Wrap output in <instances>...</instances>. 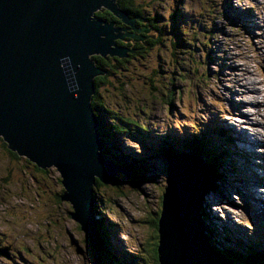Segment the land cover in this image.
I'll list each match as a JSON object with an SVG mask.
<instances>
[{"label": "rangeland", "instance_id": "1", "mask_svg": "<svg viewBox=\"0 0 264 264\" xmlns=\"http://www.w3.org/2000/svg\"><path fill=\"white\" fill-rule=\"evenodd\" d=\"M115 2L120 8L118 0ZM127 3L132 8L146 4L148 16L159 15V22L162 21L166 31L150 34L160 42L152 49L155 52L151 55L141 54L137 45L132 56L126 52L127 57L112 63L117 67L114 71L112 69L113 73H109L105 66L95 65L105 71L100 75L106 78L98 81L97 85L94 83V90L100 93L104 106L109 110L107 122L118 121L116 113H119L144 129V132L135 131L133 136L109 130L106 136L108 148L110 139L114 143L116 150H110V153L117 162L121 153L128 154L133 164L144 159L140 166L143 170L141 178L144 173L148 175L145 179H137L134 174L123 171L122 176L95 187L96 195L102 196V207L107 208L102 215L111 226L115 225L114 229L117 228V233L114 232L111 238L112 244L116 246L119 241L139 252L141 244L144 247L154 234L150 221L157 210L160 212L166 179L167 165H164L165 160L158 151L163 148V145L159 146L163 137L166 140L177 139L174 149H181L184 141L180 136L191 133V127L196 123L195 135L203 136L202 130L208 127L207 130L216 138L215 142L219 133L229 127L235 132L243 130L250 135L255 132L263 141L246 144L250 139L238 140L237 145L245 148L249 155L232 154L235 166L228 167L230 173L222 171L220 175L222 178V173H227L226 179L231 173L235 176L228 182H218L221 191H215L209 185L202 204L203 216L215 226L214 230L217 229L216 241L223 231L235 233L227 237L224 250L230 262L240 264L228 254L231 246L239 250L246 248L253 255L257 254L259 246L261 251L264 249V233L259 234V229L253 231L251 223L254 222L250 223L248 219V223L244 216L249 213L250 218L264 223V214L260 212L262 205H256L259 199L249 193L255 188L260 193L259 198L264 200V186L257 182L250 187L245 177L248 176L250 181L256 176L264 179V0H130ZM101 9L109 12L101 5L91 17L106 24L115 22L113 28H131L115 15L114 19L105 20L97 13ZM120 9L123 10L122 7ZM159 22L157 20V24ZM105 23L101 25L105 26ZM141 23L150 22L145 20ZM146 26L150 29L151 25ZM176 27L184 35L178 33ZM126 31L121 30V33H136L133 29ZM118 40L120 45L126 44L120 39L115 41ZM130 40L133 46L136 40L134 37ZM182 41L185 44H179ZM209 49L214 62L206 59ZM188 52L202 61L207 60L209 75L202 74V77L200 72L193 71ZM92 57L99 56L88 55V60L93 63L95 59ZM196 66L203 68V63ZM155 69L158 72L153 74ZM159 70L167 76H162ZM171 77H174L172 84ZM173 87L174 99L168 101L167 90L171 91ZM179 87L182 88V96L178 99L176 89ZM215 120L216 124L213 123ZM192 122L196 123L191 125ZM33 165L27 164L24 155L16 157L0 135V245L14 250L11 259L0 256V264H94L90 255L83 259L74 245L76 242L82 246L83 232H79L77 222L70 215L73 210L71 203L58 197L59 194L61 198L64 195V188L58 181L61 180L60 173L54 165L46 167L47 172L35 169ZM113 183L121 185L114 186ZM237 193L244 200L238 198ZM245 200L249 211L238 207L245 205ZM224 212L229 213L224 215ZM232 223L234 227H240L236 232L231 228ZM156 236L158 240L157 231ZM0 253L5 254L6 249Z\"/></svg>", "mask_w": 264, "mask_h": 264}, {"label": "water", "instance_id": "2", "mask_svg": "<svg viewBox=\"0 0 264 264\" xmlns=\"http://www.w3.org/2000/svg\"><path fill=\"white\" fill-rule=\"evenodd\" d=\"M101 5L131 28L90 20ZM135 18H129L115 0H0V135L9 150L37 167H56L64 188L62 200L71 203L70 215L92 248L97 241L95 184L112 181L122 169L102 152L90 100L94 77L105 71L88 55L127 57L126 51L134 49L115 40L141 38L135 32L121 33L139 32ZM165 158L158 264H233L204 233L200 210L212 185L210 168L191 154ZM74 245L80 255H89L87 244Z\"/></svg>", "mask_w": 264, "mask_h": 264}, {"label": "trees", "instance_id": "3", "mask_svg": "<svg viewBox=\"0 0 264 264\" xmlns=\"http://www.w3.org/2000/svg\"><path fill=\"white\" fill-rule=\"evenodd\" d=\"M127 1L130 0H118V3L120 5V8L122 7L123 10L127 13L128 16H132V17H136L135 18V26L139 29V32L137 33V36L141 37L139 38V41H135V43L132 45H129L128 47H133L135 51H138L142 54L144 53V55H151L153 54L152 49L156 46L157 43L159 42V38H153L152 36H150L151 33L155 32V34H162L164 31H166L163 27V23L162 21H160V16L159 15H155L156 17L153 16H148L150 14L147 13V5L146 4H138L139 6H134L133 8L131 7L130 4L127 3ZM98 14H100L103 18H105V20L109 21L114 19L113 15L110 12H107L105 10H101V11H97ZM142 20H147L150 23L149 24H142L141 21ZM157 20H158V24H157ZM146 25H151L150 29L148 28V26ZM177 32L180 33L181 35H184L182 30H179L178 27H176ZM154 34V33H153ZM207 41H209L207 39ZM140 42V44H138ZM142 44V45H141ZM179 44H185V41L179 42ZM202 44L204 45L205 43L202 42ZM137 45L138 48H137ZM137 48V49H136ZM145 49V52L142 50ZM160 50V48H159ZM130 52V51H128ZM134 52V51H133ZM132 52H130L129 56H132L131 54ZM191 59H189L188 61L190 62V65L193 67V71L194 72H200V75L203 77L202 74H208V71L206 69V66H209L207 63V60L214 62V57L212 56V52L209 49L208 52H206V61H202V59H200L199 57H196L194 53L192 52H188ZM115 57V56H114ZM95 59L94 64L96 66H105L107 68V71L110 73H113V71L117 68L116 66H114L112 63L119 62L118 59H115L113 57L109 56V62L107 60H105L102 57H93ZM120 59H122L121 57H119ZM199 63H203V68H200L198 65ZM118 65V64H117ZM210 67V66H209ZM113 69V71H112ZM219 72V70H217ZM158 70H152V73H157ZM159 72L161 73L162 76H167V73H162V71L159 70ZM110 75V74H109ZM106 76H101L98 75L96 76V78L94 79V83L97 85L98 81H100L101 79H105ZM174 81V77H171V81L170 83L172 84ZM109 85H111V82L109 80ZM174 87L172 88L171 91L167 90V99L168 101H172L174 99ZM177 91V97L179 99V96H182V88L179 87L176 89ZM166 95V94H165ZM90 105L91 107L94 109L95 113L97 114V119L99 120V124H98V128L99 131L101 133V139L102 137H104L105 135L107 136L108 131L115 129V130H119V132H121V130H123V132L128 133L129 135L133 136L135 135V131H143V127L140 126L136 121L128 118L127 116H122L119 113H116V116L118 118V121H113V123H109L110 125L106 124L104 122L105 119H103V108H106L107 113H109V110L107 109L106 106H104L103 101H102V96H100V93H97L96 89L94 90V93L91 97L90 100ZM193 124V123H192ZM191 124V125H192ZM196 125L194 124L191 128H194ZM194 132H191L192 135L193 134H197V131H195L194 129H191ZM207 129L202 131V135L203 136H197V138L192 139L190 137V135L181 137L184 138V144H182L180 147H182L181 149H179L178 151L180 152H185V153H192L194 154V156L200 157V156H204L206 157V162L205 164H207L210 167V171H211V176H212V185H211V189L215 190V191H221L220 187H219V179H224L226 180V175L227 173H222V178L220 173L222 172L221 166L222 164V154H219L216 150L218 147V145L216 144L215 140H214V136L210 131H206ZM139 135V133L137 134ZM104 140V139H103ZM177 139H171V142L168 141L166 144L163 145L164 150H161L163 152H171L174 150V146H175V141ZM110 148H108L106 146L105 143V148L102 150V152L104 154H106L108 157L109 155H111L110 153ZM14 154L16 155V153L14 152ZM131 156V155H130ZM16 157H18L16 155ZM219 158V159H218ZM110 159V158H109ZM116 158L114 156L111 157V161L115 164H119L121 166H123L121 164V161L119 160L118 162L115 160ZM27 164L33 165L32 163H30L27 159H26ZM221 164V166H220ZM133 165V163H132ZM33 167H35V169H41L38 168L37 166L33 165ZM124 167V166H123ZM155 167V166H154ZM44 170L45 172L46 169H41ZM130 170L132 171L131 167ZM137 179H140L141 176L139 174H134ZM143 179V178H141ZM58 180V179H57ZM60 181V180H58ZM227 181V180H226ZM113 185H121V183H113ZM97 187V186H96ZM58 197L60 199L61 198V194L58 195ZM100 202L101 199H99V204L96 205L95 207V211L93 213H99L100 212ZM240 208L244 209L246 208L247 210H249V205L247 204L246 200H245V205H240ZM104 210H107V208H103ZM205 210H200V215L203 216ZM102 216V214H101ZM159 216V211L157 210L155 213V217L151 218L150 224L152 226V228L154 229V234L151 235V237L149 238V240H147L145 246L143 247V244H141L142 246L138 249L139 252H133V253H127V252H122V251H115V249L112 247V245L110 244V240H109V233L111 232L110 229L108 230V227L105 223V220L101 217L100 219L95 220V224H96V229H97V233L99 235V240L97 242L98 245H96V250L94 248V252L96 254H98V246L101 247H105L106 246V253L105 256H100V260H101V264H105V260H109L108 264H116V262L120 263V264H156V248H157V236H156V221L158 219ZM204 217V216H203ZM205 218V217H204ZM115 226V225H114ZM213 232H215L214 230V225H211ZM77 228L79 229V227L77 226ZM80 232V231H79ZM214 234V233H213ZM85 236V238H84ZM155 236V238H154ZM152 239V241L150 240ZM83 243L88 244L87 240H86V234L85 232L83 233ZM223 242V241H222ZM226 243V242H223ZM212 246L220 253H222L223 255L226 256L227 252H225L224 250V244H222L220 242V244L223 246L221 249L218 248V246L214 243H212ZM109 248V249H108ZM227 249V246H226ZM230 252L228 253L233 260H235L236 262L240 263V264H264V249L261 251V247H258L259 252H256V255H253L251 253L250 250H239L236 246H231L229 248ZM100 251V250H99ZM93 253V251H92ZM95 256V254H94ZM95 261L97 263V260L95 258Z\"/></svg>", "mask_w": 264, "mask_h": 264}, {"label": "clouds", "instance_id": "4", "mask_svg": "<svg viewBox=\"0 0 264 264\" xmlns=\"http://www.w3.org/2000/svg\"><path fill=\"white\" fill-rule=\"evenodd\" d=\"M97 9V8H96ZM102 10V9H101ZM101 10H99V11H101ZM95 11V10H94ZM110 12V11H109ZM127 14V13H126ZM128 16V15H127ZM90 20H93V17H91L90 16ZM95 20V19H94ZM135 20V19H134ZM122 22V21H121ZM174 24H176V22L174 23ZM134 25H135V23H134ZM136 27V26H135ZM137 28V27H136ZM137 31H136V35H137ZM100 37H102L103 38V36H100ZM127 38H131V37H127ZM121 40V39H120ZM122 40H125V39H122ZM116 42V44L117 45H120L121 43H120V41L118 40V41H115ZM121 46V45H120ZM98 55V54H97ZM99 56V55H98ZM111 56V55H110ZM99 57H101V56H99ZM93 58V57H92ZM102 58H104V57H102ZM94 59V58H93ZM118 60H120V58H118ZM93 64H94V62H93ZM95 65V64H94ZM100 75V74H99ZM209 75V74H208ZM98 76V75H97ZM96 77V76H95ZM94 93V92H93ZM93 95V94H92ZM92 97V96H91ZM91 106V105H90ZM92 108V107H91ZM92 110H93V112L95 113V111H94V109L92 108ZM108 114L109 113H107V111H106V108H103V119H105L104 120V122L106 123V124H108V125H110L109 124V122H107V120H108V118H109V116H108ZM95 115H96V117H98L97 116V114L95 113ZM111 121V123H113V121L112 120H110ZM193 123V122H192ZM98 124H99V120H98ZM97 129H99L98 128V125H97ZM192 129V128H191ZM113 131H115V129H112ZM116 132V131H115ZM117 132L119 133V134H123V133H125V132H123V131H121V132H119V130H117ZM141 132H144V131H141ZM101 134V133H100ZM187 134H190V133H183L181 136H180V138L181 137H184V136H187ZM104 139V140H103ZM105 140H106V135L104 136V137H102V143H103V149L105 148ZM169 140H166L164 137H163V140L161 141V144L159 145L160 146V148H161V145H164V144H166L167 142H168ZM109 145H110V149L111 150H116V148H115V146H114V143L112 142V140L110 139L109 140ZM8 148V147H7ZM102 149V150H103ZM152 150V149H151ZM161 150H164V149H162L161 148ZM160 149H158V151L160 152L161 151ZM153 151V150H152ZM153 153L155 154V152L153 151ZM169 153V152H168ZM104 154V153H103ZM182 154H191L192 156H194V154H192V153H185V152H178V153H169L168 155H182ZM17 155V154H16ZM108 159L110 158L111 159V157L112 156H110L109 155V157L106 155V154H104ZM161 155L163 156V158H164V160H166V156H168L167 154H163V153H161ZM17 156H19V155H17ZM129 155L128 154H125V153H121V154H119L118 156H117V158L121 161V164L124 166H121V165H119V164H115V163H113L110 159V161L114 164V165H116V166H119L120 167V169H122V170H118V172H117V175H116V177L117 176H122V173H123V170H126V171H129V172H131L132 174H139L140 176H141V174H142V172L141 171H143L142 169H141V165H143V162H144V159L141 161V162H139V163H136V164H133L132 165V163H134V161H130V159H129V157H128ZM155 156V155H154ZM202 157V159L200 158V157H198L199 159H201L203 162H204V164H205V162H206V157H204V156H201ZM25 158V157H24ZM26 159V158H25ZM135 160V159H134ZM29 161V160H28ZM30 162V161H29ZM30 163H32V162H30ZM155 163V162H154ZM32 164H34V163H32ZM156 164V163H155ZM35 165V164H34ZM153 165V164H152ZM207 165V164H206ZM36 166V165H35ZM208 166V165H207ZM130 167H131V169H132V171L130 170ZM209 167V166H208ZM39 168V167H38ZM210 168V167H209ZM42 169V168H41ZM126 173V172H125ZM227 176V175H226ZM116 177H115V179H116ZM148 177V175H146V173H144V175H143V179H145V178H147ZM227 180V182L229 181L228 179H226ZM223 181V183L225 182V180L223 179L222 180ZM119 182V181H118ZM60 183H61V180H60ZM99 183H102V184H106V183H104V182H99V181H97L96 182V184H95V187L97 186H99L100 184ZM63 186V185H62ZM114 186H118V185H114ZM165 187V186H164ZM238 195V194H237ZM95 197L96 198H98V199H101V202H100V212H101V214H102V211H105L103 208L104 207H102V201H103V199L101 198L102 196H97L96 195V190H95ZM97 204H99V200L97 201V199H96V201H95V205H94V210H93V212L95 211V207H96V205ZM239 207V206H238ZM204 209V204H203V206H202V209L201 210H203ZM247 209L246 208H244V211H246ZM249 211V210H248ZM160 213V212H159ZM227 213H229V212H224V215H226ZM101 214H99V213H93V217H94V219H93V223H94V225H95V229H96V224H95V220H97V219H100L101 217L105 220V223H106V225H107V227H108V230L110 229V235H109V240H110V244L112 245V240H111V238H113L114 237V232L115 233H117L116 232V229H114V226H111L110 224H109V222L108 221H106V219H105V217L102 215L101 216ZM210 215V214H209ZM211 216V215H210ZM159 217V216H158ZM201 218H202V221H203V225H204V233H205V235L208 237V241H209V243L211 244V242L212 243H214V244H216L218 247H220V249L223 247L221 244H220V242L222 243V244H224L225 245V243H223V242H226L227 241V237L229 236V235H235V233H230L229 231H223V232H221L220 233V235H219V237H218V241H216L215 240V236H216V233H217V229L215 230V232H213V229H212V227H211V225H212V223H210L208 220H207V218L205 217H203L202 215H201ZM208 218H209V216H208ZM158 220V219H157ZM252 222H256L257 223V221H255V220H253L252 219ZM259 223V222H258ZM78 224V223H77ZM235 224V223H234ZM235 225H233V223H232V226H231V228H232V230H234L235 232H236V229H238V228H240L239 226H236V227H234ZM78 227H79V224H78ZM241 229H243V228H241ZM80 231V230H79ZM156 231H157V221H156ZM96 233H97V229H96ZM214 233V234H213ZM238 233H240L241 234V232H239L238 231ZM258 237H260V235H257ZM242 238H243V236H242ZM242 238H239V239H241L242 240ZM82 239H83V236L81 237V244H82V248H84L85 247V245H86V243H83V241H82ZM98 240H99V235H98V233H97V241H96V245H98L97 244V242H98ZM223 241V242H222ZM89 247H90V249H91V251H90V253H89V255H90V257H91V260L93 261V263L94 264H101V260H100V256H105V253H106V246L105 247H101V246H98V254H96L95 252H94V248H92L91 246H90V244H87ZM96 245H95V250H96ZM80 246V245H79ZM123 246V249L121 248ZM211 246H212V244H211ZM124 247H126V248H124ZM213 247V246H212ZM244 247H247V246H245V244H244ZM214 248V247H213ZM3 249H6V253L5 254H7V257H9L10 259L12 258V256L14 255V250L11 252L10 250H9V247H3L2 246V249L1 250H3ZM109 249V248H108ZM115 251H122V252H127V253H133L134 252V249H130V248H128V246H126V245H124V244H122L121 242H117L116 243V246H115ZM215 249V248H214ZM19 250V249H18ZM100 250V251H99ZM216 250V249H215ZM243 250H246V248H243ZM20 251V250H19ZM92 251H93V253H92ZM217 251V250H216ZM18 252V251H17ZM218 252V251H217ZM259 252V251H258ZM11 253H13V255L11 254ZM220 253V252H219ZM79 254V253H78ZM94 254H95V256H94ZM220 254H222V253H220ZM89 255H81V256H83V259L84 258H86L87 256H89ZM223 255V254H222ZM224 257H226L225 255H223ZM95 258H96V260H97V263H96V261H95ZM227 258V257H226ZM35 262V261H34ZM108 262H109V260H105V264H108ZM37 264V263H36ZM116 264H120V263H118V262H116Z\"/></svg>", "mask_w": 264, "mask_h": 264}, {"label": "bare ground", "instance_id": "5", "mask_svg": "<svg viewBox=\"0 0 264 264\" xmlns=\"http://www.w3.org/2000/svg\"><path fill=\"white\" fill-rule=\"evenodd\" d=\"M115 4H116V2H115ZM106 7V6H105ZM107 9V8H106ZM236 16V15H235ZM123 47V46H122ZM123 48H127V47H123ZM129 49V48H128ZM259 49L260 48H257V50L259 51ZM129 50H131V49H129ZM126 52H128V51H126ZM127 54V53H126ZM106 56H108V53H106ZM114 56H117V57H125V56H119V55H117V54H115ZM104 57V56H103ZM262 59H264V57H262ZM237 68V67H236ZM236 71V70H235ZM240 71V70H239ZM239 71H238V73H239ZM229 92V91H228ZM223 96H224V93L222 94ZM247 95V94H246ZM243 96V95H242ZM252 96V95H251ZM253 97V96H252ZM224 98L227 100V98L224 96ZM257 101V100H256ZM255 104V103H254ZM257 112V111H256ZM232 115V114H231ZM238 115V114H237ZM241 115V114H240ZM242 116V115H241ZM249 118V116H247V119ZM244 119V118H243ZM246 119V120H247ZM232 120H233V118H232ZM249 120V119H248ZM216 122H217V120H215L213 123H215L216 124ZM244 124H245V122H243ZM227 125V124H226ZM229 126V125H228ZM259 126V125H258ZM215 127V126H214ZM208 127H206V129H207ZM207 131V130H206ZM240 138H242L243 140H246V139H244V138H247V139H250V141H248V143H246V144H250L251 143V141L252 142H256V141H263V139H261V137L257 134V133H253L252 135H250V134H248L247 132H245V131H241V132H235V131H233L231 128H227L226 130H225V132H220L219 133V135L217 136V142H216V144L218 145V153L219 154H222L223 156H222V171H228L229 173H230V171L228 170V167H232V166H235V162H234V159L233 158H231V156H232V154L233 153H238V154H242V155H244V156H248L249 155V153L248 152H246V150H245V148L244 149H242V148H240L238 145H237V142H238V140L240 139ZM214 140L216 141V138H214ZM170 142H171V139L169 140ZM173 141H174V139H173ZM183 141H184V138H183ZM230 145L232 146V150H231V147H230ZM170 153V152H169ZM253 154H255V153H253ZM233 155H236V154H233ZM254 157H256L257 158V156L256 155H254ZM261 158V157H260ZM244 164H242V166H243ZM220 166H221V164H220ZM254 170L257 172V169H256V167H254ZM233 171V170H232ZM232 174V173H231ZM230 174V176H229V180L231 179V177H234L235 176V173L234 174H232L231 175ZM246 177V180H248V186H250L251 187V185H255V183H259V184H263V186H264V179H263V177H261V176H256L252 181H250V178L248 177V176H245ZM243 178V177H242ZM244 179V178H243ZM220 181H222L221 179H219V182ZM255 189V188H254ZM254 189H251L250 191H249V193H250V195H251V197H254V198H258L259 199V201L260 202H257L256 200V205H262V208H260V212L261 213H264V200L262 199H260L259 198V194L260 193H258L256 190H254ZM263 196V195H262ZM212 218H215V216H212ZM223 226H221V228H222ZM189 243L194 247V242H190L189 241ZM2 246H3V244L2 245H0V250L2 249ZM112 247L113 248H115V245L114 244H112ZM219 248V247H218ZM12 251H13V247H12ZM0 256H3V257H7V254H2V253H0Z\"/></svg>", "mask_w": 264, "mask_h": 264}, {"label": "flooded vegetation", "instance_id": "6", "mask_svg": "<svg viewBox=\"0 0 264 264\" xmlns=\"http://www.w3.org/2000/svg\"><path fill=\"white\" fill-rule=\"evenodd\" d=\"M122 41H124L126 44L125 45H121V46H124V47H127V48H131V47H128L129 45H132L130 38H126L125 40H122ZM113 58H114V60L118 59V58H115V57H113ZM104 59L109 62V56L104 57ZM9 250L12 252V247H9ZM11 254L13 255V253H11Z\"/></svg>", "mask_w": 264, "mask_h": 264}]
</instances>
